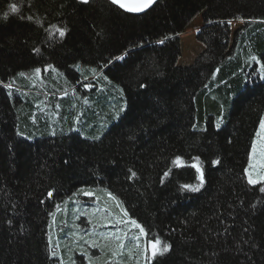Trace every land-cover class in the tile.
<instances>
[{"label": "trees", "instance_id": "1", "mask_svg": "<svg viewBox=\"0 0 264 264\" xmlns=\"http://www.w3.org/2000/svg\"><path fill=\"white\" fill-rule=\"evenodd\" d=\"M261 65L264 0H0V264H264ZM89 208L107 215L83 227ZM129 219L169 251L118 248Z\"/></svg>", "mask_w": 264, "mask_h": 264}, {"label": "snow or ice", "instance_id": "2", "mask_svg": "<svg viewBox=\"0 0 264 264\" xmlns=\"http://www.w3.org/2000/svg\"><path fill=\"white\" fill-rule=\"evenodd\" d=\"M81 3H87L88 0H80ZM110 2L113 5H117L120 9L128 12V13H132V14H139L141 12L146 11L148 8H150L152 6L153 3H155V0H110ZM10 11L12 13H16L18 11V8L15 4H11L9 6ZM5 18H7V13L5 14ZM29 20H31V17H28ZM229 23H231V21H229ZM55 29V32L51 33V35L56 36L58 35L60 38H63L65 35V29L53 25L52 26ZM161 43H163V41H160ZM35 51H39L38 49H36ZM251 59L253 61H256L257 63H259V61L257 60V58L255 56L251 57ZM47 70V69H45ZM41 71V69L37 68L36 72L39 73ZM93 71H95V69H93ZM255 71V70H254ZM260 73L262 74V77H264V65H261L259 68ZM21 76H23V73H20ZM106 79V77H105ZM4 87L6 88H10L11 85H7L5 84ZM85 87L87 88H91L93 87V85L91 84H87L85 85ZM261 128H264V120L261 121ZM256 150V145L255 142H253V152H255ZM194 160L198 161L199 158L195 157L193 158ZM174 164H181V158L180 157H176V159L173 161ZM213 163H217V161H213ZM192 168L195 169L197 175V179L203 183L204 180V176H203V172L201 170V168L198 166L197 163H193L191 165ZM131 175L132 177L136 176V173L134 171H131ZM247 171V170H246ZM165 175H167V173H165ZM261 180H264V175H261L259 177V179H253L251 174H249V178H248V183L249 184H257L259 183ZM182 188L185 189H191L193 191H197L199 190V188L197 186L194 185H182ZM261 192H264V187H262L260 189ZM49 195H51V193H49ZM84 195H90V193H84ZM125 216H127V212L124 213ZM127 223H130L131 225H133L135 227V229L139 230L140 235H129L128 233H124L123 239H121V237L119 236H114L115 239L120 240V244L117 246L120 249H123L126 246V243H135L137 248L139 247V241L141 239V237H145L146 238V246L144 248V254L146 256L147 259L152 260L155 259V257H157L158 255H163L165 252L169 251L170 249V245H168L167 243H164L162 247H160V245L162 244V241L159 238H155V239H147L148 234L145 232V229L135 220V219H129L127 221ZM149 249H150V255H148L149 253ZM53 256H55V252L52 253ZM116 253L113 252V255H115Z\"/></svg>", "mask_w": 264, "mask_h": 264}, {"label": "rangeland", "instance_id": "3", "mask_svg": "<svg viewBox=\"0 0 264 264\" xmlns=\"http://www.w3.org/2000/svg\"><path fill=\"white\" fill-rule=\"evenodd\" d=\"M201 25V20H196V22L194 23V25H192L191 29L187 30L180 38L181 40V51H182V57H181V62L182 64H191L190 62L194 61L196 59V57L203 51V46L202 44L196 39V30L198 29V27ZM261 125V124H260ZM258 133H257V137H256V150L255 152H253L252 149V153L250 155V159L249 161H251V169H250V173L253 177L256 178V176H261L264 173V128H261V126H259L258 128ZM256 174V176H255ZM258 179V178H256ZM90 193V192H87ZM91 195V193H90ZM86 211V215L83 216V218H81L79 221L81 222L82 226H89L91 225V221L93 219H96V217L98 218H104L107 214L104 211H100V210H95L94 208H89ZM92 217V218H91ZM78 221V224H79ZM108 223L107 220H105L104 224ZM80 225V224H79ZM103 227V225H102ZM105 232L109 233V229L107 228L105 230ZM90 244H93L92 240L90 242ZM76 251H74V253L77 252V248H75ZM74 249V250H75ZM94 251L97 255L98 258H100L99 256H102V252L100 250H98V248H94ZM93 251V252H94ZM97 251H99V253H97ZM60 253V252H59ZM61 254V253H60ZM82 258L84 256V254H82L81 252L78 253ZM62 257V256H60ZM84 259H86V257L84 256ZM83 259V260H84ZM82 260V262H83ZM65 263L63 259H61V264Z\"/></svg>", "mask_w": 264, "mask_h": 264}, {"label": "water", "instance_id": "4", "mask_svg": "<svg viewBox=\"0 0 264 264\" xmlns=\"http://www.w3.org/2000/svg\"><path fill=\"white\" fill-rule=\"evenodd\" d=\"M90 0H88V2H89ZM107 1H109L110 2V0H107ZM158 2V0H155V3H153L152 4V6L150 7V8H152L153 7V5L154 4H156ZM111 3V2H110ZM112 4V3H111ZM116 7H118L117 5H115ZM119 8V7H118ZM150 8H148V9H150ZM147 9V10H148ZM122 10V9H121ZM147 10L146 11H144V12H141V13H139V14H143V13H145V12H147ZM123 12H124V10H122ZM126 12V11H125ZM126 13H128V12H126ZM129 14H132V13H129ZM139 14H137V15H139ZM132 15H136V14H132ZM150 250V249H149Z\"/></svg>", "mask_w": 264, "mask_h": 264}]
</instances>
